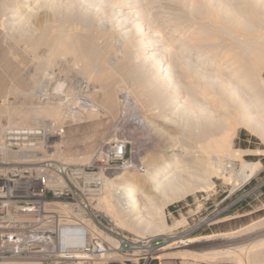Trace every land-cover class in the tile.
I'll list each match as a JSON object with an SVG mask.
<instances>
[{"label":"rangeland","instance_id":"rangeland-1","mask_svg":"<svg viewBox=\"0 0 264 264\" xmlns=\"http://www.w3.org/2000/svg\"><path fill=\"white\" fill-rule=\"evenodd\" d=\"M25 1L0 0V120L3 122L0 140L8 127H15V124L8 123L9 113L31 112L49 101L64 102L63 109H80L76 111L79 115L75 116V122L68 119L66 109L63 110L65 116L48 117L39 124H16L17 127H43L47 133L50 129L52 138L28 149L34 154L30 157L5 159V151L19 152L16 148L0 149V156L13 165H40L49 161L53 166L68 164L80 167L97 158V202L92 203L97 209V233H93L97 235V257L92 264H251L264 258V137L261 133L246 125L239 126L232 147L243 152L244 167L237 162L233 176L213 177L211 187H198L202 184L201 154L192 138V130L186 129L185 132L178 122L167 124L163 129L164 99L159 97L155 100L149 95L158 87L148 82L143 70L129 60L127 54L130 51L114 52L111 33L116 22L109 16L111 8L121 5L124 0H109L101 7L93 5V9L109 17L110 21L106 19V23H112L113 28L100 25L94 14L76 3L68 15L61 12L55 16L54 11L46 9L35 17L40 27L59 23L67 24L65 26L72 30L77 29L81 40L89 43L85 52L93 62L101 57L102 52H106L108 59L117 57L116 61L101 65L106 74L110 73L106 79H100L92 67L86 69L84 65L71 63L72 54L66 55L64 63L60 61L44 67L39 64V60L30 54L27 43L31 36L39 35L30 30L35 18L33 22H19L14 14ZM136 1L140 8L153 7L161 15L169 10L178 16L190 17V10L194 9L191 4L194 0ZM251 19L255 24L262 21L261 16ZM212 29L216 34L218 29ZM253 36L257 47L264 46V34L255 32ZM235 39L232 35H225L228 44ZM41 71L48 73L52 92H63V101L49 100L39 94L36 76ZM261 75L264 77V64ZM76 78L81 86L73 93L69 88ZM106 87H126L135 91V95L128 105L120 103L119 110L107 111L101 96ZM71 94H76V97ZM83 96L95 104L94 111L79 105ZM120 139L129 142L128 152L136 163L128 168L114 169V162L104 160L103 146L107 141ZM176 158L186 167V182L194 186L184 196L166 201V196L154 189L152 177L144 173L160 165L174 170L178 165L173 162ZM107 182L112 184V188L106 185ZM127 184L137 189V203L131 207L120 204V188ZM107 194L109 203L103 201ZM98 246L103 250L98 251Z\"/></svg>","mask_w":264,"mask_h":264},{"label":"bare ground","instance_id":"bare-ground-1","mask_svg":"<svg viewBox=\"0 0 264 264\" xmlns=\"http://www.w3.org/2000/svg\"><path fill=\"white\" fill-rule=\"evenodd\" d=\"M75 3L94 14L100 25L113 28L112 23H106L109 17L116 22L111 33L114 52L130 51V54H127L129 60L143 70L148 82L158 87L149 95L155 100L159 97L164 99L165 120L162 128L178 122L185 132L186 129L192 130V138L201 154L199 168L202 172L200 175L202 184L198 187L205 189L211 187L214 184L213 177L233 176L237 171V162L244 165L243 152L232 147L238 127L246 125L252 130L259 131L264 137V77L261 75L264 46L257 47L253 36L255 32L264 34V0H194L191 3L194 9L190 10V17H181L175 12H168L169 10L163 15L157 14L153 7L140 8L136 0L130 2L124 0L121 5L111 8L109 17L93 9V5L101 7L108 4L109 0H27L22 2L20 10L14 14L19 22L24 20L30 22L40 11L46 9L54 11L55 16L61 12L68 15ZM254 16H261L260 24L253 22L251 18ZM65 25L45 24L40 27L38 19L35 18L30 30L31 33L37 32L39 35L31 36L27 41L30 54L39 60L38 63L43 67L63 62L67 54H72L71 63L84 65L86 69L92 67L93 71L99 73L100 79L109 78L110 73L106 74L101 65L116 61L117 57L110 56L108 59L106 52H102L101 57L93 62L85 52L89 49V43L81 40L77 29L72 30ZM212 28L218 29L216 34L212 32ZM228 34L234 36V39L239 35V38L228 44V40L225 41V35ZM47 75L48 73L41 71L36 76L39 94L49 100L63 101L61 98L63 92L55 93L56 91L50 90L52 82ZM72 82L69 89L74 93L81 83L77 78ZM92 86L95 87L93 82ZM133 92L126 87L122 89L106 87L101 95L105 109L114 112L120 109V103L128 105L135 95V91ZM70 96L76 97V94ZM63 104L64 102L49 101L31 112L17 114L8 112V123L15 126L31 125L44 122L48 117L57 118L65 114L63 110L68 109L65 107L63 109ZM79 105L94 111L95 104L88 101L86 96L80 99ZM73 109L69 107L66 116L75 122L77 120L75 116L79 115L76 111L80 107H77L76 111ZM79 119L82 120V116ZM146 121L142 120L147 124ZM2 128L3 122L0 120V130ZM49 130L46 132L47 141L52 138L53 133ZM32 154L33 152L28 149L19 152L5 151V159L26 158ZM173 162L178 164L174 170L168 169L169 166L165 168L160 165L152 171L147 169L144 173L152 177L154 189L161 191L166 196V201L184 196L194 186L191 182H186V167L181 164L183 162L177 158ZM106 185L112 186L110 182ZM120 189L122 206L131 207L137 203V189L134 185L127 184ZM103 201L110 202L109 194L103 197ZM68 241L73 243L76 240L70 238ZM98 247V251L103 250L101 246ZM251 264H264V258L254 260Z\"/></svg>","mask_w":264,"mask_h":264},{"label":"built area","instance_id":"built-area-1","mask_svg":"<svg viewBox=\"0 0 264 264\" xmlns=\"http://www.w3.org/2000/svg\"><path fill=\"white\" fill-rule=\"evenodd\" d=\"M46 136L43 127H8L0 149H32ZM128 144L105 142L104 160L114 162V169L133 166ZM96 169L97 158L80 167L49 161L13 165L0 156V264H92L97 257Z\"/></svg>","mask_w":264,"mask_h":264}]
</instances>
